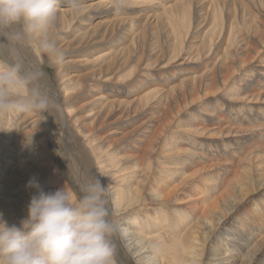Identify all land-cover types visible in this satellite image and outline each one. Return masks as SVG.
<instances>
[{
    "label": "rangeland",
    "instance_id": "374dc122",
    "mask_svg": "<svg viewBox=\"0 0 264 264\" xmlns=\"http://www.w3.org/2000/svg\"><path fill=\"white\" fill-rule=\"evenodd\" d=\"M144 1L116 8L79 0L77 15L71 0H61L63 62L27 52L45 74L53 107L0 117V212L19 225L31 195L75 193L90 164L108 187L117 234L126 228L134 236L126 242L116 234L115 264H140L128 244L187 216L180 236L193 227L209 236L202 264H221L227 242L238 251L233 264H264V0ZM92 145L121 164L104 175ZM126 173L140 185L145 173V199L118 215L113 185ZM204 217L211 225L200 223ZM139 220L149 223L137 230Z\"/></svg>",
    "mask_w": 264,
    "mask_h": 264
},
{
    "label": "clouds",
    "instance_id": "9594fccd",
    "mask_svg": "<svg viewBox=\"0 0 264 264\" xmlns=\"http://www.w3.org/2000/svg\"><path fill=\"white\" fill-rule=\"evenodd\" d=\"M61 0H0V117L53 107L45 74L27 52L34 47L50 65L63 62L57 43ZM125 0H112L119 8ZM79 14V0H71ZM108 187L95 176L81 177L76 192L36 191L19 225L0 212V264H115Z\"/></svg>",
    "mask_w": 264,
    "mask_h": 264
},
{
    "label": "bare ground",
    "instance_id": "6f19581e",
    "mask_svg": "<svg viewBox=\"0 0 264 264\" xmlns=\"http://www.w3.org/2000/svg\"><path fill=\"white\" fill-rule=\"evenodd\" d=\"M110 1L112 2V0H110ZM135 2H138L141 5L146 4V1H144V0H135ZM214 6H216V4L211 5V7H214ZM218 18H219V16H218ZM218 18L216 20H218ZM190 21H191L190 14H188L187 16H184L183 19H181L182 29H185L186 31H188L189 26H190ZM178 36H181V35H178ZM152 95H153L152 93L148 94L147 101L150 99V97ZM91 147H92L91 148L92 152L95 153V155H96V159L100 162L99 165L101 167H104L103 168V170L105 172L104 175L107 173V171H108L107 169L109 167L116 168L119 164H121V160H119L117 158V156L113 154V152H109V151L105 152L106 150L103 147H96L93 145ZM86 157H89V156H88V152L85 151V152H83V158H86ZM89 161H91V160H89ZM92 164H93V162H92ZM89 165L90 164H87L88 172H87V169L85 168L86 169L85 173H84L85 177L94 176V171H95L94 166L89 167ZM124 170H127V169H123L122 171H124ZM148 170H149V168H148ZM122 171H120V173ZM144 174L145 173H143V176L141 178L142 181L140 180L142 184L145 182ZM139 175H141V174H139ZM138 177L139 176H137V178ZM137 178L135 175H133L131 173H126L124 176V179L121 182H118V183L114 182V185H113V190H114L113 205L115 206V208L117 210L116 212L119 213L118 215H123V214L125 215V214L131 212V210H134V208L139 204L140 201L143 203V200L145 199V193H144V189L142 187V184L140 185L137 183V181L140 178L138 180H137ZM108 179L110 180V177ZM147 179H148V177H147ZM174 190H176V189H174ZM153 193L157 198L158 197L157 194H159V192L153 191ZM159 197L161 198V196H159ZM163 200H165V199H163ZM162 203H164V202H162ZM219 204H220V202H219ZM162 205H164V204H162ZM210 205H209V207H211ZM160 208H159V210H161ZM257 208L258 207H255L252 213L255 214L258 211ZM210 210H212V208ZM210 210H207V213ZM157 211L158 210L156 209L153 212H157ZM173 214L177 215L178 212L174 211ZM209 214H210V212H209ZM179 216H180V214H179ZM201 216H203V215H201ZM180 217H182V216H180ZM210 217H212V216L210 215ZM191 218H192V216H187L185 218L182 217V221L179 224H175V228L173 230L167 228L164 231H162L160 234L153 235V236L151 234H149V235L143 234L142 237L139 238V242L133 241V242L128 244V247L130 249H132V251L135 250L134 251V255L136 256L135 258H137V261L140 264H202L201 260L204 256L205 252H206V245L205 244H206V241H208L209 236H204L203 238H201L200 235H198L199 230H197L196 232L195 231L192 232V229L194 227L191 229V233L186 234L185 237L180 236L178 234V231H177L179 226H182V224L185 223L184 222L185 220H190ZM148 223L149 222L147 220H139L135 227L137 230H142V229H144V226ZM200 223L206 224L207 226L211 225L209 222V219H207V217L204 219V221H202ZM163 227H164V225L161 227V229ZM213 227L214 226H212V228ZM247 227H248L247 225H242V227H241V229H243L242 231H244ZM195 228L196 229L198 228V224H197V227H195ZM209 228H210V230L212 229L211 227H209ZM258 228H260V226H258ZM117 231H119V230L117 229ZM242 231H241V233H243ZM119 233L121 235H118L117 233L116 234L119 236V238L123 239L126 242H130L131 239L132 240L134 239V236L131 235L129 230L126 228L121 229ZM132 236H133V238H132ZM115 237H117V236L115 235ZM237 237H238V240L243 238L242 235H239ZM152 244H153V246H152ZM222 244H224V242ZM227 244H228V242H227ZM227 244L225 246L223 245L225 255L222 256V259H220L223 261L221 264H233L234 263L233 259H236V257H238L237 256L238 251H235L230 246V244H228V245ZM241 246L242 245L240 244V247ZM150 248L153 250L152 255H154V258H151L152 255L151 256L145 255L146 253H148V251H149L148 249H150ZM231 253H233V254L231 255ZM231 259L233 261H229ZM212 260H217V259H212Z\"/></svg>",
    "mask_w": 264,
    "mask_h": 264
}]
</instances>
